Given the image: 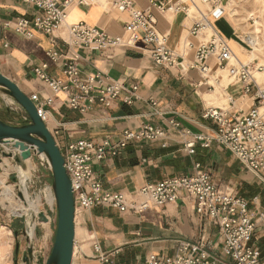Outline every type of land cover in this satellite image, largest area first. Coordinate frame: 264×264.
<instances>
[{"label": "crops", "instance_id": "obj_1", "mask_svg": "<svg viewBox=\"0 0 264 264\" xmlns=\"http://www.w3.org/2000/svg\"><path fill=\"white\" fill-rule=\"evenodd\" d=\"M133 1L142 9L150 6L149 0ZM234 11L235 8L233 14ZM152 12L157 18L158 30L168 36V45L183 54L185 63H192L196 42L207 39V33L192 35V20L184 14L160 13L154 8ZM233 14L211 17V23L229 42L234 55L240 61L249 62L251 50L243 41L248 33L243 29L245 26L242 27L244 23L240 24ZM38 15L39 10L23 0H0V72L15 81L27 95L39 93L41 101L51 95L50 89L36 77L34 69L47 62L45 72L50 77L65 79L63 60L66 58H74L83 73L100 71L124 86L118 99L109 107L96 103L90 110L80 112L64 104L65 93H59L51 105H45L48 112L46 124L60 145L65 146L80 138L96 143L108 140L111 145H116L122 140L124 130H138L148 123L165 131L161 138L153 141L131 139L118 154L113 155L108 150L103 160L94 161L93 170L104 189L123 192L131 200H137L136 193L146 183L191 174L198 162L216 183L234 187L249 200L253 210L264 211V182L246 169L235 154L216 142L210 147L196 144L194 153L185 147L193 133L209 132V127H215L211 119L204 117V112L209 106L223 107L210 105V101L220 100L215 96L217 88L221 89L223 97H228L231 115L246 111L239 105L249 99L254 102L255 97L253 93L242 92V83L230 81L224 87L221 85L223 78H220L219 84L211 88L196 68H171L156 63L148 46L141 40L131 48L93 51L70 45L69 34L63 29L54 34L34 31L32 37L15 29L19 19H34ZM128 20L127 12L117 10L106 0L89 4L75 0L67 11L68 23L85 22L111 35L124 34L123 27ZM189 42L191 45L187 46ZM53 49L63 54L58 63L49 57ZM214 63L212 60L213 67L218 66ZM5 96L0 91V118L10 124L25 123L26 111ZM187 130L192 134H187ZM4 158L0 169L8 178V169L14 159ZM32 170L28 178L31 187L44 183L45 189L50 187L52 190L50 167H39L36 163ZM2 184L5 185L3 181ZM3 191H9L10 198L14 196L11 187ZM3 196L5 198L7 194L3 193ZM31 200L33 210L11 218L7 224L12 229L13 240L12 232L8 230L0 244V258L5 257L2 264H25L23 259L30 242L37 256L46 259L49 255L55 238L54 209L48 203L45 205L43 200L39 205L37 200ZM40 213L45 218L40 217ZM95 240L104 253L110 254L108 263H104L94 251ZM182 241L200 243L217 257L230 260L223 254L218 225L199 214L194 198L184 192L173 203L162 207L151 205L141 212L95 206L78 210L75 214L72 264H143L150 253L172 254ZM253 241L260 246L264 261V224H258Z\"/></svg>", "mask_w": 264, "mask_h": 264}, {"label": "built area", "instance_id": "obj_2", "mask_svg": "<svg viewBox=\"0 0 264 264\" xmlns=\"http://www.w3.org/2000/svg\"><path fill=\"white\" fill-rule=\"evenodd\" d=\"M23 1L39 10V15L34 19L23 17L15 23V29L28 37H32L34 31L54 34L55 31L63 29L69 34L70 45L93 51L131 48L141 40L148 46L156 63L171 68H196L211 88L220 79L215 71H211L214 60V64L221 70L227 71L232 81L242 83L243 93H253L255 99L247 111H241L238 115H231L228 108L209 106L204 117L211 119L215 127H209V132L205 133L192 134L187 130L186 133L192 136L185 147L190 153H194L196 144L210 147L214 142L219 143L235 154L246 169L264 182V84L261 85L255 76L257 72L264 70V65L258 58L249 62L240 61L234 55L229 42L211 23V17L233 14L236 0H149L150 6L146 9L135 5L133 0H106L112 7L129 15V20L123 27L124 34L120 35H111L85 22L68 23L67 11L75 0ZM76 1L89 4L97 0ZM152 8L160 13L184 14L190 18L192 35L209 32L206 41L196 47L192 63H185L183 54L168 45V36L158 30L157 18ZM246 43L249 45V42ZM190 45V42L187 43V46ZM62 56L55 49L49 52L50 59L55 63ZM47 66L48 63L45 62L35 67L34 73L52 94L45 97L44 101L40 100L39 93L29 95L45 122L48 119L45 105H51L59 93H65L64 104L69 108L86 112L96 103L109 107L124 88L121 82L108 79L100 71L94 74L83 73L74 58L63 60L65 79L50 77L45 72ZM171 122L179 126V123ZM164 134L163 128L148 123L138 130H124L122 140L116 145H111L108 140L96 143L80 138L62 146L56 140L71 180L75 214L78 210H88L95 206L113 207L122 212H141L151 205L162 207L173 203L184 192L194 198L195 209L199 214L207 216L218 225L223 254L230 260L217 257L200 243L182 241L172 254L150 253L143 264H264L261 248L253 241L258 224H264V211L253 210L249 200L234 187L216 183L198 162L191 174L146 183L136 193L137 200H131L123 192H112L102 187L92 167L94 161L103 160L108 150L113 155L118 154L119 149L131 139L153 141ZM41 159L43 165L50 167L47 158ZM93 247L104 263L110 261V254L101 250L98 241H94Z\"/></svg>", "mask_w": 264, "mask_h": 264}, {"label": "water", "instance_id": "obj_3", "mask_svg": "<svg viewBox=\"0 0 264 264\" xmlns=\"http://www.w3.org/2000/svg\"><path fill=\"white\" fill-rule=\"evenodd\" d=\"M0 91L23 107L28 115L23 124H10L0 118V164L3 162V157H7L23 165L24 160L31 158L33 154H38L40 150L46 155L52 172V192L57 209L54 242L46 259L35 254L30 242L28 253L23 261L25 264H72L75 245V200L62 152L29 95L15 81L1 72ZM8 139L21 141L26 150L22 151L23 149L17 148L14 143H8L7 149L4 145ZM12 148H15V153L11 151ZM18 195L23 199L20 189ZM39 216L45 218L43 213Z\"/></svg>", "mask_w": 264, "mask_h": 264}, {"label": "rangeland", "instance_id": "obj_4", "mask_svg": "<svg viewBox=\"0 0 264 264\" xmlns=\"http://www.w3.org/2000/svg\"><path fill=\"white\" fill-rule=\"evenodd\" d=\"M236 4L238 7L234 11V13L237 14L235 18L241 21L240 24L244 23L242 27L245 26L243 27V29L248 33H246L248 37H243V41L249 42L248 48L251 50L249 54H253V56L250 55V60L258 58L259 61H261V63H263L264 65V0H236ZM207 34H209V32ZM205 41L206 39L200 40L199 42H196V45L198 46L200 43H203ZM211 71H215L221 79L223 78L221 85L224 87L230 81H232V79L228 77L227 71H221L218 66L213 67ZM255 76L261 85L264 84V81H261V79L264 80V70H262L261 72H257ZM235 87L236 85L234 86V89ZM222 93L223 92L221 91V89L217 88L215 96H219L220 100L215 102L210 101V105H219L225 108H229L228 97H223ZM5 97L7 100L11 99L9 96ZM10 101H13V99ZM251 105H253V100L249 99L245 104L239 105V107H242L247 111L251 107ZM4 159L8 160L7 157H5ZM29 159L30 165L26 164L25 162L23 163V166L27 167L29 178L32 175V169L36 168V163L37 165H39V167H43L44 165L49 167L47 164H42V159L39 154H33ZM18 165L19 163H17L14 159L13 164H11V168L8 169L10 176L8 178L5 177L3 170L0 169V244L2 243L5 235L8 234V230H11L12 232V229L7 225L9 224V220L15 216L20 217V215L24 214L25 212V209H23L24 205L18 195V190H21L22 186L18 172ZM2 181L5 183L4 186L2 184ZM31 184L32 182L27 179V189L30 198L33 200H37L38 205L41 203V200H43L45 205H47L48 203L50 207H53L57 228V209L54 200L51 199V194L53 193L51 188L48 187V189H45V185H42L44 183H42L41 185L38 184L37 187L35 185L31 187ZM6 187L13 188L14 196L12 198H10L11 194L9 191H3V189L5 190ZM3 193L7 194L5 198L3 196ZM11 237V239L13 240V232L11 234ZM4 261L5 257L3 259L0 258V264H2Z\"/></svg>", "mask_w": 264, "mask_h": 264}, {"label": "bare ground", "instance_id": "obj_5", "mask_svg": "<svg viewBox=\"0 0 264 264\" xmlns=\"http://www.w3.org/2000/svg\"><path fill=\"white\" fill-rule=\"evenodd\" d=\"M253 56V54H251ZM253 58V57H252ZM221 70V68H219ZM223 71V70H221ZM261 72V71H260ZM219 84V83H218ZM10 99V98H9ZM12 100V98L10 99ZM11 143H14L15 145H17V148H20L22 151L26 150L25 146H23V143L21 141H18V140H13V139H8L6 144L4 145L7 149L9 148L8 145ZM13 153H15V148H12ZM38 154L42 157V158H46V155L38 150ZM24 162L28 165H30V159H26L24 160ZM18 172H19V176H20V179H21V191L23 193V199H20L24 205L23 209H25V211L27 210H33V203H32V200L30 198V195H29V192H28V189H27V179L29 178V174H28V170H27V167L19 164L18 165ZM53 194V193H52ZM53 200H54V195H53ZM28 214V213H27ZM30 222V221H28ZM29 224V223H28ZM30 225V224H29ZM33 231H31L30 234H32ZM31 236V235H30Z\"/></svg>", "mask_w": 264, "mask_h": 264}]
</instances>
